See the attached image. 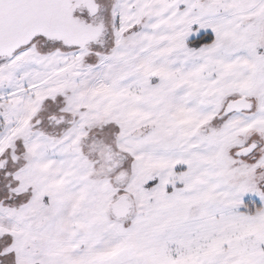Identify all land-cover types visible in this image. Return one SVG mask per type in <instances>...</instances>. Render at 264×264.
I'll use <instances>...</instances> for the list:
<instances>
[{
  "label": "snow or ice",
  "instance_id": "1",
  "mask_svg": "<svg viewBox=\"0 0 264 264\" xmlns=\"http://www.w3.org/2000/svg\"><path fill=\"white\" fill-rule=\"evenodd\" d=\"M0 264H264V0H0Z\"/></svg>",
  "mask_w": 264,
  "mask_h": 264
}]
</instances>
